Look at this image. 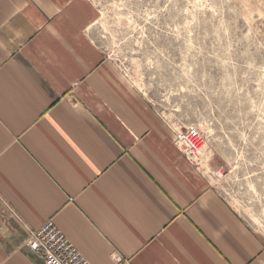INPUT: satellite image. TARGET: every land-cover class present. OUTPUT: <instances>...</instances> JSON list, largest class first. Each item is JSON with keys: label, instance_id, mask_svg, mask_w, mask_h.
<instances>
[{"label": "crops", "instance_id": "crops-1", "mask_svg": "<svg viewBox=\"0 0 264 264\" xmlns=\"http://www.w3.org/2000/svg\"><path fill=\"white\" fill-rule=\"evenodd\" d=\"M97 15L0 0V264H45L24 243L49 221L91 264H264V237L97 44Z\"/></svg>", "mask_w": 264, "mask_h": 264}, {"label": "rangeland", "instance_id": "rangeland-1", "mask_svg": "<svg viewBox=\"0 0 264 264\" xmlns=\"http://www.w3.org/2000/svg\"><path fill=\"white\" fill-rule=\"evenodd\" d=\"M91 34L174 129L208 140L204 173L264 237V0H90Z\"/></svg>", "mask_w": 264, "mask_h": 264}, {"label": "built area", "instance_id": "built-area-1", "mask_svg": "<svg viewBox=\"0 0 264 264\" xmlns=\"http://www.w3.org/2000/svg\"><path fill=\"white\" fill-rule=\"evenodd\" d=\"M174 133L175 147L198 172L203 173L211 150L200 128L195 125L180 127L174 129ZM24 244L42 258L45 264H91L52 221L39 229H28Z\"/></svg>", "mask_w": 264, "mask_h": 264}]
</instances>
